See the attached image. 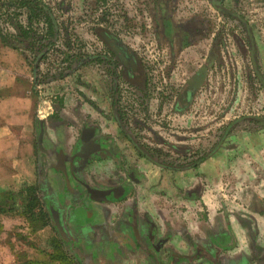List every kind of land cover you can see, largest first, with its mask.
<instances>
[{
	"label": "crops",
	"instance_id": "obj_1",
	"mask_svg": "<svg viewBox=\"0 0 264 264\" xmlns=\"http://www.w3.org/2000/svg\"><path fill=\"white\" fill-rule=\"evenodd\" d=\"M208 2L213 10H220L218 3ZM201 4V0L193 4L196 12ZM201 16L198 12L195 15L198 28L192 37L210 44L217 34L199 28ZM245 23L251 67L244 66L241 42H237L238 47L234 45L241 54L240 62L225 47L221 57L225 62L229 59L232 68L219 79L230 75L238 84L228 86L224 81L220 90L219 79L213 81L209 71L205 81L213 98L242 96L240 80L247 73H253L264 90V38L258 40L252 26ZM159 39L168 41L164 34ZM194 45L192 42L189 47ZM215 49L209 46L207 52L213 62L217 61ZM184 54L190 55L186 49ZM201 59L197 54L190 60L197 64ZM39 69L38 79L53 72L43 62ZM197 73L190 80L198 86L203 80ZM68 78L35 85L30 55L0 41V202L4 196L18 195L26 186L37 185L48 194L49 209L59 211L82 264H264L263 93L255 109L247 106L254 114L228 123L220 122L214 114L208 122L207 133L211 128L213 131L207 136V144L212 142L207 152L198 150L200 139L195 141L197 147L191 148L187 138L176 146L169 143L177 158H194L193 162L159 165L141 153L129 137L124 140L132 142L131 159L121 157L117 143L123 137L107 103L98 104L97 125L92 121L86 124L90 117L83 112L77 125L68 129L76 124L73 116L62 114L67 110V95L60 87ZM53 95L62 100L59 114ZM188 98L177 97L172 106V119L179 125H183L182 117L188 110L195 109ZM220 99L210 104L214 112ZM83 102L80 99L76 103L80 111L86 106ZM243 107L241 102L232 110L240 112ZM54 120L59 125H52ZM189 123L194 125V118ZM222 125L226 127L217 137L216 129ZM43 126L50 127L52 138L43 141L48 143L44 158L47 177L41 182L35 165ZM20 213L15 215L13 226H25Z\"/></svg>",
	"mask_w": 264,
	"mask_h": 264
},
{
	"label": "rangeland",
	"instance_id": "obj_2",
	"mask_svg": "<svg viewBox=\"0 0 264 264\" xmlns=\"http://www.w3.org/2000/svg\"><path fill=\"white\" fill-rule=\"evenodd\" d=\"M41 1L51 9L60 29L56 47L43 64L48 65L49 69H53V71H60L68 64L70 66L75 64V58H69L66 61L68 56L79 54L83 58L85 56L94 58V60L84 62L60 87L64 91V95H67L64 99L67 110L62 114L63 116H73L75 120L73 119L72 122L76 123L68 129L77 125L76 120L79 117L83 118V112H86L90 117L86 124L92 121L93 125H97V111L102 103H107L110 115L115 116L112 103L115 100L116 110L125 132V134L120 133L123 138L119 140L120 143H117V146L125 161L131 159L129 152L133 150L132 142L124 140L128 135L138 146H144L145 150L150 148L158 152L161 155L160 159L166 164L175 166L180 165L182 161L184 164H190L195 159L177 158L173 154L175 148H172L169 143L176 146L184 138H187L190 140L188 148H191L192 146L197 147L198 142L195 141L200 139L198 150L202 153L203 151L207 152L212 144V142L207 144V136L213 131L211 128L207 133L208 122L213 120L214 114L220 122L228 123L233 118L254 114L255 111H251L252 109L249 107L255 109L253 106L258 103L257 100H261L262 93L264 98V90H261L253 73H247L240 80L244 85L242 86L243 95L233 94L222 99L218 97L220 102L216 103L215 109H218L214 112V108H211L210 104L217 97L211 96L209 85L206 83L209 71L212 72L213 78L217 75V78H212L214 81L223 77L224 72L227 74V71L232 68H230L229 59L225 62L221 57V51L227 46L229 53L238 59V55L241 56V54L234 45L238 47V43L241 42L244 50L242 52L244 66L251 67L249 39L242 23L245 20L252 26L253 33L258 35V40L261 41L264 38V0H224L220 10H213L209 0H201L202 4L198 5L199 10L197 11L198 15H202L199 28L204 31L205 27L209 29V32L216 31L217 34L210 44L198 42L194 40L195 37H192L198 25L195 22L196 8L193 7L196 0ZM194 11L196 13H193ZM225 13H228L229 16ZM18 21L25 25L23 16H20ZM41 25L42 23L39 25L37 22L33 23L34 28ZM98 30H101V34L111 35L135 56L131 68H137L140 71L141 75L138 79L127 80L123 76L121 65L106 45L108 39L101 40ZM161 34H164L168 41L160 40ZM188 42H190L189 45ZM192 42H195V47H189L192 46ZM111 44L115 53L123 54L122 48L116 42ZM198 44L199 46H197ZM209 46H215L214 54L217 61L213 62L214 58L207 56ZM185 49L187 54H190L189 57L185 56ZM235 49H237V56L234 53ZM197 54H200L202 59L196 64L190 59L195 58ZM202 68L205 70L199 73V77L203 82L198 86L193 85L190 79ZM131 72L133 73V69ZM248 74L250 77H247ZM218 81L220 90H223L224 81L228 86H231L232 79L228 75L227 79L222 78ZM235 84L237 86L238 83L232 82V86ZM196 89L197 91H195ZM80 90L81 97H79ZM189 90L191 91L189 92ZM185 91L188 93L185 94ZM228 91L230 92L231 89ZM186 96H189L188 102H190L189 104L193 103L195 109L188 110V114L182 117L183 125H179L172 119L174 113L171 112V109L177 97L182 100ZM53 98L55 112L59 114L62 100H59V95H53ZM80 99L86 105L81 111L78 109L79 105H76ZM241 102L244 107L240 112L232 110L233 105ZM73 107L75 110H71ZM190 118H194V125L189 123ZM54 121L52 125H59L57 120ZM225 127L226 125H222L220 129H216L217 137L222 135ZM41 129V144L36 148L35 166L37 177L42 182L47 177L44 158L48 154V143L47 141L43 143V141L45 138L46 140L52 138V135H49L52 132L50 127L43 126ZM249 129L252 128L249 127ZM39 197L43 203L49 199L48 194L40 188ZM23 199H17L14 212L0 214V264H22V261L28 260L37 263L46 262L49 260L48 254L56 251L54 242H60L59 236L54 230L57 226L54 219L50 220V226L33 233L27 222H24L27 228L22 225L19 227L12 225L15 222V215L24 206ZM7 220L9 222H6ZM9 224L13 227H9ZM63 224L60 220L59 225L62 229L64 228ZM77 263L82 264L77 260L73 262L69 258L64 264Z\"/></svg>",
	"mask_w": 264,
	"mask_h": 264
},
{
	"label": "trees",
	"instance_id": "obj_3",
	"mask_svg": "<svg viewBox=\"0 0 264 264\" xmlns=\"http://www.w3.org/2000/svg\"><path fill=\"white\" fill-rule=\"evenodd\" d=\"M20 16L24 17L25 25L18 21ZM34 22H37L38 25L39 23H42V25L40 27L35 26L34 28ZM98 32V36L101 40L108 39V43L106 44L110 47V50L112 48V51L114 52V47H112L113 45L111 43L116 42L117 45L120 44L111 35L101 34V30H98ZM59 36L60 29L56 17H54L52 14L51 9L41 0H0V41L5 46L15 50L21 49L23 52L30 55L31 65L33 66L35 73V85L47 84L51 81L62 80L72 75L80 68L81 65L84 64V62L94 60L93 56H85L84 58L82 56L81 58L79 54L68 56L66 57L67 59L65 58L66 61H68L69 58H75L76 62L73 66L68 64V68H63L60 71H48L44 73L41 79H38V76L41 74L39 71V66L49 57L52 51H54ZM121 48L123 49V54H117L120 55L124 62L129 61L132 65L134 63V55L132 56V54L129 53V51L125 48ZM134 71L137 72L134 73V79H138L141 73L137 68H135ZM122 74L124 77H126V75L123 73V70ZM112 103L113 108L115 109L114 117L116 122L118 123L121 132L125 134L124 126L122 125L121 118L118 111L116 110L117 104L115 100L112 101ZM127 137L130 138L128 135ZM136 145L141 153L147 154L152 160L155 161V163L159 165L164 164V162H162L160 159L159 156L161 155L158 152L149 148L145 150L144 146H138V144ZM19 198H24V206L20 214L26 220L31 232L33 233L41 228L50 226V220L54 219V221L57 223V226L53 228L60 239V242H54V249L56 251L48 254V261L37 263L28 260L22 261V264H64L69 258H71L73 262L76 260L80 262L78 258L79 253L76 252L77 247H75V241L68 239L64 228H60L59 222L61 220V215L59 211L55 208L49 209V206L46 204V202L43 203L39 197V188L35 186H26L18 195L9 194L4 196V200L0 202V214L14 212L13 209H16V201Z\"/></svg>",
	"mask_w": 264,
	"mask_h": 264
},
{
	"label": "flooded vegetation",
	"instance_id": "obj_4",
	"mask_svg": "<svg viewBox=\"0 0 264 264\" xmlns=\"http://www.w3.org/2000/svg\"><path fill=\"white\" fill-rule=\"evenodd\" d=\"M214 1V3H218L219 5H220V7L222 6V2L224 1V0H218L217 2H216V0H213ZM219 5H218V7L216 6V8H219L220 9V7H219ZM225 14H227V16H229V14L228 13H225ZM242 19V18H241ZM246 24V23H245ZM247 25V24H246ZM242 26L244 27V30L246 29V27H245V25L244 24H242ZM107 45V44H106ZM118 46H120V45H118ZM107 47L109 48V50H110V47L107 45ZM120 47H123V48H125L124 46H120ZM125 49H127V48H125ZM123 50V49H122ZM113 54H114V56H115V58L118 60V62L120 63V65H121V68H122V70H123V73H124V75H126V77L128 78V79H130V78H134V73L136 72V71H134V69L135 68H133V73L131 72V64H130V62L129 61H127V62H124L123 61V59L117 54V53H115V51L113 52L112 51V48H111V50H110ZM130 53V52H129ZM132 54V53H131ZM132 56H133V54H132ZM133 61H135V56H133ZM125 70V71H124ZM125 77V78H126ZM126 78V79H127ZM127 79V80H128Z\"/></svg>",
	"mask_w": 264,
	"mask_h": 264
},
{
	"label": "water",
	"instance_id": "obj_5",
	"mask_svg": "<svg viewBox=\"0 0 264 264\" xmlns=\"http://www.w3.org/2000/svg\"><path fill=\"white\" fill-rule=\"evenodd\" d=\"M199 73H200V72H199ZM200 79H201V78H200ZM201 80H202V79H201ZM201 80H200V82H201ZM90 194H91V199L94 200V199H95V198L93 197L94 194H93V195H92V193H90ZM56 224H57V223H56Z\"/></svg>",
	"mask_w": 264,
	"mask_h": 264
}]
</instances>
